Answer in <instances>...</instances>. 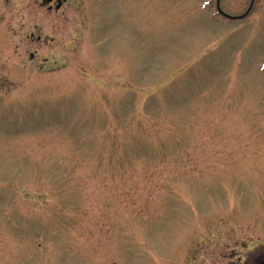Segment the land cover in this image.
<instances>
[{
    "label": "rangeland",
    "instance_id": "obj_1",
    "mask_svg": "<svg viewBox=\"0 0 264 264\" xmlns=\"http://www.w3.org/2000/svg\"><path fill=\"white\" fill-rule=\"evenodd\" d=\"M261 253L264 0H0V264Z\"/></svg>",
    "mask_w": 264,
    "mask_h": 264
},
{
    "label": "flooded vegetation",
    "instance_id": "obj_2",
    "mask_svg": "<svg viewBox=\"0 0 264 264\" xmlns=\"http://www.w3.org/2000/svg\"><path fill=\"white\" fill-rule=\"evenodd\" d=\"M49 1L51 2L52 0H49ZM61 1L62 0H57V7L60 6ZM254 1H253V3H254ZM248 262L250 264H264V254L261 253L259 255L253 256V257L248 259Z\"/></svg>",
    "mask_w": 264,
    "mask_h": 264
},
{
    "label": "water",
    "instance_id": "obj_3",
    "mask_svg": "<svg viewBox=\"0 0 264 264\" xmlns=\"http://www.w3.org/2000/svg\"><path fill=\"white\" fill-rule=\"evenodd\" d=\"M217 8H218V10H219L223 15H225V16H227V17H232V18L243 17V16H245V15L248 13V11H249V10H247L244 14L239 15V16H232V15H229V14H227V13H225V12H223V11L221 10V8H220V6H219V0H217Z\"/></svg>",
    "mask_w": 264,
    "mask_h": 264
}]
</instances>
